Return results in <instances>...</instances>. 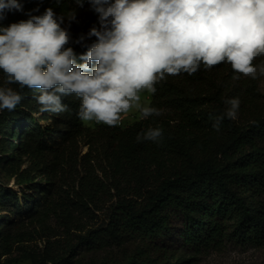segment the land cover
Here are the masks:
<instances>
[{
  "label": "trees",
  "instance_id": "1",
  "mask_svg": "<svg viewBox=\"0 0 264 264\" xmlns=\"http://www.w3.org/2000/svg\"><path fill=\"white\" fill-rule=\"evenodd\" d=\"M23 11L5 12L0 26L25 20V13L53 8L57 15L76 9L73 0H21ZM84 5H89L85 3ZM90 6V5H89ZM98 14L71 36L75 41L93 27ZM95 37L86 39L91 44ZM79 56L86 48L72 43ZM264 61L259 57L255 63ZM231 66L222 63L169 76L150 93L148 106L159 116L140 118L128 125L85 126L78 118L79 101L66 97L68 111L40 113L34 89H20L23 99L14 111L2 110L0 124L20 121L21 156L29 165L10 174L28 185L18 195L0 184V255L16 241L25 239L16 229L33 226L48 232L40 238L44 247L24 251V258L43 264H79L80 252H102L101 264H194L196 256L220 249L226 241L243 247L264 244V92L259 83L241 77L233 80ZM239 97L236 120L225 118L217 132L213 119ZM39 118L50 121L45 127ZM149 127L163 129L159 144L137 141ZM79 141L87 151L73 154ZM104 211L98 224L97 212ZM179 220L177 245L166 242L172 222ZM54 224V226H52ZM18 239V240H16ZM136 242L131 254L126 244ZM10 249V248H9ZM112 251V252H111Z\"/></svg>",
  "mask_w": 264,
  "mask_h": 264
},
{
  "label": "clouds",
  "instance_id": "2",
  "mask_svg": "<svg viewBox=\"0 0 264 264\" xmlns=\"http://www.w3.org/2000/svg\"><path fill=\"white\" fill-rule=\"evenodd\" d=\"M90 5L98 14L93 26L75 41L69 31L75 9L67 15L39 7L25 13V20L0 26V71L5 84L37 90L40 113L68 111L63 102L74 96L82 122L109 127L121 123L122 114L135 108L143 119L160 111L141 103V93L157 91L169 76H191L201 68L229 64L241 77H264V0H73ZM43 3V0H39ZM57 5L62 0H55ZM21 0H0V21L5 12H22ZM65 20L68 27H65ZM95 37L91 44L86 39ZM85 47L79 56L70 44ZM22 95L0 86V111H14ZM225 111L213 119L219 132L222 121L236 120L239 97L225 99ZM163 129L149 127L137 141L159 144Z\"/></svg>",
  "mask_w": 264,
  "mask_h": 264
},
{
  "label": "rangeland",
  "instance_id": "3",
  "mask_svg": "<svg viewBox=\"0 0 264 264\" xmlns=\"http://www.w3.org/2000/svg\"><path fill=\"white\" fill-rule=\"evenodd\" d=\"M44 9H40L39 12H34V15H39L43 13ZM76 21L72 22L69 28L70 33L77 32L78 28L88 20V17L93 14L94 11L91 10L89 5H84L83 8L76 6ZM28 16L26 17V19ZM65 27H68V21L65 20ZM259 87L261 92H264V77H261ZM0 86L12 87L14 90L16 84L7 85L5 84V77L0 71ZM150 102V93L147 90H144L141 93V103L148 106ZM2 111H0V120L2 118ZM39 114H35V119L38 124H41L42 127L50 124V121H45L39 118ZM124 118L123 125H128L140 118V112L135 108L131 109L127 114H122ZM5 122L0 124V184L3 187L12 188L18 195L21 191H29L28 185L24 181H20L16 175L12 176L10 174L11 170H21L26 168L29 163L26 157L21 156L19 141L20 135L15 129L20 125V121L9 122L8 119L4 120ZM85 126L94 127L98 123L95 122H83ZM122 125V126H123ZM87 151V145L84 142L79 141L76 148L72 151L73 154H79L81 156ZM104 211L97 212L99 219L97 221L98 225L104 218ZM7 216L6 211L0 210V217ZM180 221L174 220L172 222L171 236L167 239L166 242H170L171 250H174L176 254L191 257L189 254H184L183 250L177 245V229L180 227ZM54 226V224H52ZM16 232L19 234H25V239L21 241H16L10 245L8 248V253L2 252L0 255V264H43L34 263L30 259L24 258V251L30 250L37 252L42 250L44 247V242L40 238L48 231H39L35 232L33 226H23L22 224L16 229ZM18 240V239H16ZM136 242L129 243L125 245L126 251L128 254H131L135 247ZM112 252V251H111ZM121 251L114 250L112 255L105 254L102 252H80L76 260L79 261V264H101L103 260L109 258H115L117 256L120 258ZM197 261L194 264H264V244L259 247H243L232 241H226V243L218 250H212L203 254L196 256ZM50 264V263H47Z\"/></svg>",
  "mask_w": 264,
  "mask_h": 264
},
{
  "label": "built area",
  "instance_id": "4",
  "mask_svg": "<svg viewBox=\"0 0 264 264\" xmlns=\"http://www.w3.org/2000/svg\"><path fill=\"white\" fill-rule=\"evenodd\" d=\"M123 121H124V118L122 117L121 118V123L118 126H122L123 125Z\"/></svg>",
  "mask_w": 264,
  "mask_h": 264
}]
</instances>
